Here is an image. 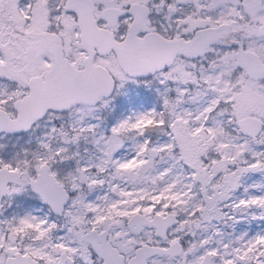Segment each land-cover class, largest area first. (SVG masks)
Masks as SVG:
<instances>
[{
  "label": "snow or ice",
  "instance_id": "obj_1",
  "mask_svg": "<svg viewBox=\"0 0 264 264\" xmlns=\"http://www.w3.org/2000/svg\"><path fill=\"white\" fill-rule=\"evenodd\" d=\"M0 264H264V0H0Z\"/></svg>",
  "mask_w": 264,
  "mask_h": 264
}]
</instances>
